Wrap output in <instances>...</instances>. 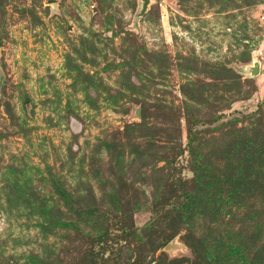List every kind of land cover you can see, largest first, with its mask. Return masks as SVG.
<instances>
[{
	"label": "rangeland",
	"instance_id": "obj_1",
	"mask_svg": "<svg viewBox=\"0 0 264 264\" xmlns=\"http://www.w3.org/2000/svg\"><path fill=\"white\" fill-rule=\"evenodd\" d=\"M141 5L0 0V264H264V0Z\"/></svg>",
	"mask_w": 264,
	"mask_h": 264
},
{
	"label": "trees",
	"instance_id": "obj_2",
	"mask_svg": "<svg viewBox=\"0 0 264 264\" xmlns=\"http://www.w3.org/2000/svg\"><path fill=\"white\" fill-rule=\"evenodd\" d=\"M189 131L192 132L193 130L190 129ZM206 170L208 171V169ZM203 177H204V173L201 174L199 177L198 175H196V180L198 181V184L203 182ZM216 178L222 181V184H223V186L221 187L222 192L231 194L234 181L230 177L225 176V175H220V174L216 175ZM182 184L185 185L186 182L182 181ZM183 193H185V191ZM219 193L221 194L220 191ZM185 203L186 202L184 201V197H182L180 202L175 203L171 208H166L164 207V205L161 206L159 204H156L154 211L156 212L157 215L161 214V212H163L164 210H165L164 212L169 211L167 212L166 215L170 217L174 215V212L180 213V211L185 207L184 206ZM118 219H119V216H118ZM117 224H119L120 226L122 235H125V237L127 238L129 236L136 234V232L138 231V227L134 222L129 223L126 220H124V218H121L117 222ZM105 238H106V230H103L102 232H100L98 235L95 236L94 242L96 241L99 244H103L106 241ZM184 238H187V237L184 236ZM188 243L194 253L193 258L183 257L178 260H171L169 263H164V264H181L185 262H188L189 264H205V263L206 264H232V257L234 254L238 255L237 259H241L243 257V259L247 261L246 257L242 254V251L239 249V247L237 246L236 242L233 239L232 240L230 239L220 240L218 246H207L206 248L204 247V245H202L203 243L199 239H196L192 243L191 242H188ZM38 259L42 261V258H38ZM138 261H135L133 264H138Z\"/></svg>",
	"mask_w": 264,
	"mask_h": 264
},
{
	"label": "water",
	"instance_id": "obj_3",
	"mask_svg": "<svg viewBox=\"0 0 264 264\" xmlns=\"http://www.w3.org/2000/svg\"><path fill=\"white\" fill-rule=\"evenodd\" d=\"M150 2H151V0H142V5H141L140 11L138 13V16H142L148 10ZM52 4H53V6H55V3H52ZM2 56H3V50H2V47L0 46V68H1ZM247 71L253 76L259 74V72H260V62L258 60H255L253 62V64L248 66ZM136 113H137L138 116H140V109H138ZM174 242H175V240L171 241L167 245V248H169L171 245H173Z\"/></svg>",
	"mask_w": 264,
	"mask_h": 264
}]
</instances>
